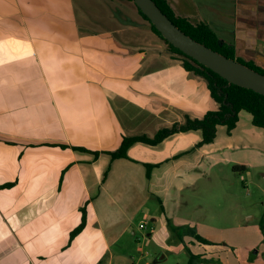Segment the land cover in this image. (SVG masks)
<instances>
[{
    "label": "crops",
    "instance_id": "obj_1",
    "mask_svg": "<svg viewBox=\"0 0 264 264\" xmlns=\"http://www.w3.org/2000/svg\"><path fill=\"white\" fill-rule=\"evenodd\" d=\"M235 6L231 27L188 19L264 69V0ZM162 41L132 1L0 0V264H123L128 254L113 248L145 222L147 239L181 252L186 245L170 244L168 231L177 186L193 181L195 169L202 175L208 149L264 144V129L242 111L232 133L219 126L212 144L197 147L201 131L178 133L112 160L124 136L153 137L218 109L206 80L169 51L162 56ZM146 165L155 166L150 177ZM85 206L87 225L71 240ZM210 242L193 254L220 248Z\"/></svg>",
    "mask_w": 264,
    "mask_h": 264
},
{
    "label": "rangeland",
    "instance_id": "obj_2",
    "mask_svg": "<svg viewBox=\"0 0 264 264\" xmlns=\"http://www.w3.org/2000/svg\"><path fill=\"white\" fill-rule=\"evenodd\" d=\"M235 1L168 0L179 16L191 17L198 23L204 19L215 20L227 27L234 22ZM220 37L227 41L232 38L229 32L220 33ZM162 42L166 49L162 56L167 57L168 45ZM222 135L226 139V128L219 132L221 142ZM207 153L209 159L201 170L202 175L197 177L199 172L195 169L191 172L193 181L183 183L182 189L181 185L175 188L178 209L176 215L169 216V243L177 244L176 247L185 244L186 248L181 252L161 249L136 224V235L130 232L113 248L115 255L123 251L128 254L129 260L123 264H188L189 252H206L199 244L198 235L218 242L220 248L198 259L196 264H264V144L248 148L234 146L232 150L226 144L225 147L219 144ZM232 160L241 162L246 171L235 170L237 164ZM168 203L166 200L167 211L170 210ZM152 207H158L156 200Z\"/></svg>",
    "mask_w": 264,
    "mask_h": 264
},
{
    "label": "trees",
    "instance_id": "obj_3",
    "mask_svg": "<svg viewBox=\"0 0 264 264\" xmlns=\"http://www.w3.org/2000/svg\"><path fill=\"white\" fill-rule=\"evenodd\" d=\"M134 2V0H128ZM157 6L166 14L172 22L179 27L185 34L192 37L194 40L206 45L214 51H217L224 56L235 59L250 68L264 74V69L256 66L253 62H247L237 57L236 49L234 46L223 43L218 38L216 32L206 23L194 25L191 21L186 18L179 16L175 13L168 0H154ZM135 3V2H134ZM141 16L150 23L152 31L165 41L168 45V51L176 57H180L184 68L206 80L208 89L210 91L212 99L218 104L217 110L209 111L202 118L191 119L186 118L184 123H175L171 127L162 128L153 137L146 135L141 136H124L120 147L113 152H108L112 157V160L125 158L128 159L129 149L137 144L143 143L151 146H157L165 141L167 138L178 134L187 133L191 131H201L202 141L197 147L212 144L217 138V129L219 126H225L228 134L237 127L239 122V114L242 111L249 113L252 116V124L257 128L264 129V95L256 93L253 90L246 89L237 85L229 84V82L221 77L213 70L201 65L196 60L185 55L178 48L170 44L157 30V28L151 23L149 18L142 13L138 8ZM62 148H71L74 151L93 153L96 158L99 157V152H93L84 147L79 146H67L60 145ZM155 166L146 165L147 175L151 176V172ZM245 167H235V170H240ZM242 171V170H241ZM12 185H6L3 188H9ZM87 206V205H86ZM82 208V222L78 228L71 233V240L79 235L87 225V207ZM170 224V222H169ZM199 242L203 245L213 246L214 244L201 236H197ZM190 253L188 264H196V261L202 258L199 255Z\"/></svg>",
    "mask_w": 264,
    "mask_h": 264
},
{
    "label": "water",
    "instance_id": "obj_4",
    "mask_svg": "<svg viewBox=\"0 0 264 264\" xmlns=\"http://www.w3.org/2000/svg\"><path fill=\"white\" fill-rule=\"evenodd\" d=\"M134 2L161 35L185 55L213 70L226 79L229 84L250 89L264 95V74L250 68L244 63L212 50L185 34L162 12L154 0H134ZM156 262H159V258Z\"/></svg>",
    "mask_w": 264,
    "mask_h": 264
},
{
    "label": "built area",
    "instance_id": "obj_5",
    "mask_svg": "<svg viewBox=\"0 0 264 264\" xmlns=\"http://www.w3.org/2000/svg\"><path fill=\"white\" fill-rule=\"evenodd\" d=\"M149 222H145L141 224V229H146Z\"/></svg>",
    "mask_w": 264,
    "mask_h": 264
}]
</instances>
